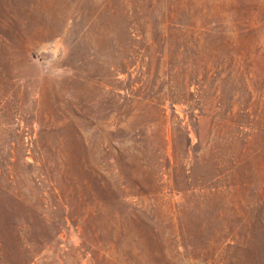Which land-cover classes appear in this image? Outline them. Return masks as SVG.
<instances>
[{
  "label": "rangeland",
  "instance_id": "374dc122",
  "mask_svg": "<svg viewBox=\"0 0 264 264\" xmlns=\"http://www.w3.org/2000/svg\"><path fill=\"white\" fill-rule=\"evenodd\" d=\"M0 264H264V0H0Z\"/></svg>",
  "mask_w": 264,
  "mask_h": 264
}]
</instances>
